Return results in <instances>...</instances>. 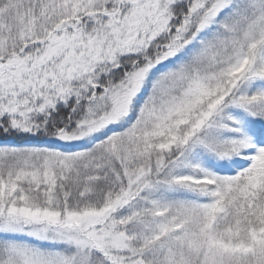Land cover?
Segmentation results:
<instances>
[{
  "label": "snow or ice",
  "instance_id": "obj_1",
  "mask_svg": "<svg viewBox=\"0 0 264 264\" xmlns=\"http://www.w3.org/2000/svg\"><path fill=\"white\" fill-rule=\"evenodd\" d=\"M0 264H264V0H0Z\"/></svg>",
  "mask_w": 264,
  "mask_h": 264
}]
</instances>
